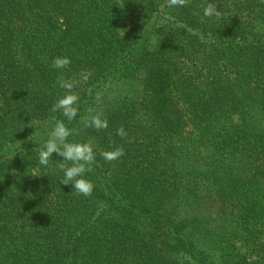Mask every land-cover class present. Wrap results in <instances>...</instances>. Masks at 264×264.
I'll use <instances>...</instances> for the list:
<instances>
[{
	"label": "trees",
	"instance_id": "1",
	"mask_svg": "<svg viewBox=\"0 0 264 264\" xmlns=\"http://www.w3.org/2000/svg\"><path fill=\"white\" fill-rule=\"evenodd\" d=\"M57 120L91 196L38 162ZM0 264H264V0H0Z\"/></svg>",
	"mask_w": 264,
	"mask_h": 264
},
{
	"label": "clouds",
	"instance_id": "2",
	"mask_svg": "<svg viewBox=\"0 0 264 264\" xmlns=\"http://www.w3.org/2000/svg\"><path fill=\"white\" fill-rule=\"evenodd\" d=\"M189 2L190 0H167V6L169 8L185 7ZM203 13L206 17L221 15L216 4L209 2L204 7ZM70 64L71 60L68 57H55L52 61V67L55 69L67 68ZM59 84L61 88L65 89V95L58 98L52 105L51 111L61 112L64 117L72 121L79 112L77 107L79 95L73 91L75 86L73 81L61 80ZM80 122L85 128H94L97 131L108 128V120L100 111L87 117H81ZM28 126H31V121ZM35 134L36 132L33 135ZM116 134L121 138L127 136L123 126L117 129ZM71 135L72 130L62 120H57L48 134V139L38 152V162L41 166L47 167L52 160L53 153L63 157V160L58 163L59 170L63 172L61 184L72 185L74 193L88 197L92 195L94 185L85 178V173L92 171V166L96 162V154L91 141L69 142L68 138ZM32 136L29 137L30 140ZM101 155L106 161L113 162L124 156L125 150L123 146H118L109 151H102ZM32 176L37 175L33 174Z\"/></svg>",
	"mask_w": 264,
	"mask_h": 264
},
{
	"label": "rangeland",
	"instance_id": "3",
	"mask_svg": "<svg viewBox=\"0 0 264 264\" xmlns=\"http://www.w3.org/2000/svg\"><path fill=\"white\" fill-rule=\"evenodd\" d=\"M112 82H114V81H112Z\"/></svg>",
	"mask_w": 264,
	"mask_h": 264
}]
</instances>
